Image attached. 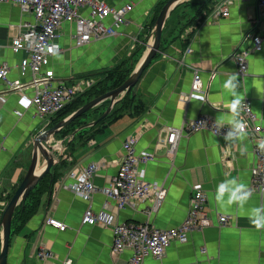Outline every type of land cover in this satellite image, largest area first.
Listing matches in <instances>:
<instances>
[{"label": "crops", "instance_id": "0c3cea01", "mask_svg": "<svg viewBox=\"0 0 264 264\" xmlns=\"http://www.w3.org/2000/svg\"><path fill=\"white\" fill-rule=\"evenodd\" d=\"M117 1L136 4L130 13L132 22L122 27L118 35L76 47L71 38L73 27L64 25L63 51L51 59L50 67L67 84L97 78L101 75L97 72L121 63L148 37L146 25L160 0ZM0 9V64H10V79L26 81L20 68L26 54L14 52L11 45L24 29L23 24L34 23L35 19L19 5L3 3ZM210 15L211 12L206 14L200 24L197 19L186 27L144 71L132 91L146 102L147 110L142 116L125 115L95 133L88 142H80L74 152L70 148L64 150L70 167L64 168V174L43 196L37 214L11 236L8 264H64L68 258L73 259V264H127L130 250L112 252L113 227L122 222L150 223L162 229L179 225L187 217L195 184H201L207 193L212 225L193 231L185 243H171L162 258L146 257L144 264H264V229L257 230L248 215L251 208L264 205V194L251 193L243 209L236 204L222 208L215 199L217 186L225 179L236 178L247 188L251 185L255 163L251 135L227 141L225 136L200 130L180 137L173 158L161 140L169 125L180 126L199 115L227 123L231 112L225 105L233 97L223 84L232 74L238 76L237 91L242 103L251 100L264 129V48L249 56L245 76L239 73L234 58L239 45H248L249 33L264 24L258 0H235L228 17L214 19ZM189 47L192 52L187 54ZM147 49L148 44L143 54ZM195 69L201 73L203 93H192ZM33 91L31 86L21 91L9 90L0 80V224L7 196L19 186L31 163L34 138L50 128L49 120L35 113ZM200 95L204 96L203 101L196 98ZM237 118L242 119L241 110ZM130 135H137L139 153L148 151L156 156L140 166L144 167L147 180L167 188L157 212H149L154 196L135 199L120 208L104 191L118 172L123 143ZM90 162L99 163L102 169L93 178L97 190L85 198L66 188L65 183L73 180L71 172L80 174ZM89 207L105 213L109 222L83 224V214ZM219 213L228 215L226 224L219 223ZM50 219L63 222L65 229L53 225ZM41 250H51L55 255L40 258Z\"/></svg>", "mask_w": 264, "mask_h": 264}, {"label": "built area", "instance_id": "2783aa9c", "mask_svg": "<svg viewBox=\"0 0 264 264\" xmlns=\"http://www.w3.org/2000/svg\"><path fill=\"white\" fill-rule=\"evenodd\" d=\"M3 3L19 5L24 12L33 15L35 22L23 24L24 29L12 39L11 45L14 52L24 51L26 54L20 62L21 74L26 77V81L10 79L11 67L6 61L0 64V80L9 90L21 91L29 86L33 87L32 106L35 113L45 120L56 116L93 83V80H87L69 85L50 67L51 59L63 51L61 38L64 25L70 24L73 27L71 38L74 46L83 47L120 34L122 27L132 22L130 13L136 6L133 1L117 4L115 0H0V5ZM234 3L235 0H220L213 6L210 16L214 19L228 17ZM258 6L264 21V0H258ZM248 39V45H239L234 53L242 76L249 71V56L264 48V24L251 31ZM53 47L55 51L49 52L48 49ZM186 52L191 53L192 48L189 47ZM191 90L192 93L205 91L199 69H195ZM241 116V121L245 124V134H250L254 141L255 163L251 168V185L248 190L263 195L264 149L260 144L264 143V129L259 121L260 117L253 111L250 99L243 101ZM231 127L228 123H219L209 115H199L184 121L180 126L169 125L161 140L167 147L168 156L173 158L178 151L180 137L190 136L200 130L227 136L232 131ZM137 142V135H130L123 143L118 172L104 191L120 208L135 199L154 196L149 212H157L163 204L167 188L145 178V169L140 165L156 159V156L148 151L139 153L136 150ZM101 169L99 163L90 162L80 174L71 172L69 176L73 180L65 183V187L82 197L90 198L97 190L93 178ZM192 190L190 208L182 223L165 229L154 227L150 223H118L113 227L112 252L118 254L130 250L131 257L127 264H144L146 257L162 258L171 243H185L193 231L212 225L211 212L207 209V193L201 184H195ZM218 220L220 224H226L229 217L219 213ZM50 222L65 229L61 221L50 219ZM99 222L108 223L109 217L92 207L85 210L83 224L94 225ZM201 251L205 252V247ZM54 255L51 250H41L38 254L40 258H53ZM64 264H73V259H66Z\"/></svg>", "mask_w": 264, "mask_h": 264}, {"label": "trees", "instance_id": "16d2710c", "mask_svg": "<svg viewBox=\"0 0 264 264\" xmlns=\"http://www.w3.org/2000/svg\"><path fill=\"white\" fill-rule=\"evenodd\" d=\"M166 2L167 0H160V2L156 5L154 16L149 25H146V35L148 37L151 35L156 19ZM216 2L217 0H186L182 3H179L171 11L165 23L160 50L165 51L168 45L172 44L173 41L179 38L186 27L196 23L197 19L198 23L200 24V22H202L206 17V14L212 11ZM148 37L143 38L136 50L121 63L114 67L97 72L98 74H101L97 76V79H89L93 80L92 85L88 87L83 93H81L72 103L61 110L56 116L51 118L49 121V126L52 127L56 125L58 122L68 117L85 103L112 89H115L124 83L126 79L129 78L137 63L143 56L144 50L146 49V44L149 40ZM160 52L155 58L160 55ZM132 91L133 89L126 92V94L119 101H117L111 112L104 119L98 121L93 126L84 128L77 132L68 145V148H70L71 152H74L78 148V144L80 142H88L92 138L91 136H93L95 133L102 131L103 129L105 130V127L109 123L115 122L125 115H130L134 118H139L142 116L147 110L146 102L140 95L133 94ZM109 105L110 101L106 100L98 106L90 109L82 116L75 118L68 125L56 132V138H66L78 127L98 119L107 110ZM66 167H70V164L66 159H64L63 155L59 163L51 170V173L47 174L30 192L27 199L17 206L12 220L11 236L19 233L26 226L27 222L35 214H37L43 202V196L47 193V191L53 188V185L56 183V181L62 176V174H64V168ZM15 190L7 196L8 201L13 196Z\"/></svg>", "mask_w": 264, "mask_h": 264}, {"label": "water", "instance_id": "95a60500", "mask_svg": "<svg viewBox=\"0 0 264 264\" xmlns=\"http://www.w3.org/2000/svg\"><path fill=\"white\" fill-rule=\"evenodd\" d=\"M186 0H168L162 7L153 31L150 35L151 41H148V49L143 54L141 60L136 65L128 79L120 86L112 89L92 100L85 103L65 119L58 122L56 125L43 130L33 140L32 160L24 178L15 190L13 196L8 201L1 218V249H0V264H8V255L11 241V226L17 206L25 201L30 192L38 185V183L59 163L63 157L64 150L68 148L70 141L74 138L75 134L80 130L95 125L98 121L104 119L113 109L114 105L119 101L126 92L133 89L138 83L144 71L149 67L157 54L161 51V40L165 23L171 11L179 4ZM149 37V38H150ZM109 100L110 105L107 110L96 120L91 121L78 127L68 137L63 139L56 138V132L61 128L68 125L75 118L82 116L90 109L98 106L102 102ZM66 143L64 144V141ZM43 159L44 166L39 167L40 159Z\"/></svg>", "mask_w": 264, "mask_h": 264}, {"label": "clouds", "instance_id": "9594fccd", "mask_svg": "<svg viewBox=\"0 0 264 264\" xmlns=\"http://www.w3.org/2000/svg\"><path fill=\"white\" fill-rule=\"evenodd\" d=\"M48 51L54 52L55 48H49ZM237 81L238 76L236 74H232L228 76L227 80L223 84V89L230 93L233 97V99L225 105V107H227L231 112V116L227 118V123L232 126V131L225 136L227 141H233L237 138L243 139L245 135V124L237 118L242 107L243 99L237 91V88L239 87ZM196 98L201 101L204 100V96L202 95L197 96ZM218 122L223 123V120ZM260 147L264 149V143H261ZM250 196L251 192L248 190L247 186L238 181V179L232 178L225 179L217 186L215 199L222 208L236 204L243 209ZM248 215L251 224L257 230L264 229V205L251 208Z\"/></svg>", "mask_w": 264, "mask_h": 264}, {"label": "rangeland", "instance_id": "374dc122", "mask_svg": "<svg viewBox=\"0 0 264 264\" xmlns=\"http://www.w3.org/2000/svg\"><path fill=\"white\" fill-rule=\"evenodd\" d=\"M167 1H168V0H167ZM109 2H110V1H109ZM115 2L118 4L119 1L115 0ZM110 3H112V2H110ZM130 17H131V16H130ZM95 79H97V78H95ZM50 120H51V119H50ZM50 120H49V121H50ZM44 164H45V163H44L43 159L41 158V159H40V162H39V167L44 166ZM29 166H30V165H29Z\"/></svg>", "mask_w": 264, "mask_h": 264}]
</instances>
